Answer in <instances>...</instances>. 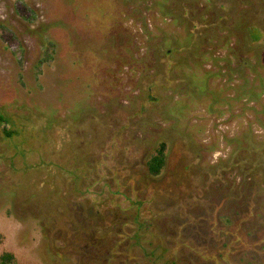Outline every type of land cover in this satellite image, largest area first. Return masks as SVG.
<instances>
[{
    "label": "trees",
    "instance_id": "trees-1",
    "mask_svg": "<svg viewBox=\"0 0 264 264\" xmlns=\"http://www.w3.org/2000/svg\"><path fill=\"white\" fill-rule=\"evenodd\" d=\"M38 1L44 20L26 30L43 50L47 45L59 50L57 103L41 110L33 97L0 100V131L15 149L0 171L6 178L1 186L9 196L17 195L18 179L26 180L25 174L37 188L55 193L58 208L64 207L61 197L87 210L94 209L89 193L109 197L112 203L98 214L102 231L116 223L126 196L133 202L128 208L134 215H127L132 230L118 241L125 239L123 248L142 264H233L239 239L231 240L234 230L220 225L223 202L212 204L211 186H217L216 193L225 189L227 174L235 179L232 190L235 184L243 190L249 181L256 189L263 185L264 134L259 136L255 127L264 129V0ZM126 79L128 89H118ZM39 87L30 86L29 92L37 94ZM67 94L72 101L64 99ZM197 105L216 116L222 111L214 106L240 108L230 115L242 120L240 131L224 145L219 137L206 141L183 122ZM65 140L79 149L63 153ZM224 148L227 156L214 164L205 159ZM172 150L182 152L188 163L177 165L181 156H176L167 172ZM142 161L145 172L139 171ZM86 162L89 172L71 176ZM204 171L203 189L192 203L207 211L200 214L208 223L206 238L230 242L212 252L208 240L187 239L185 229L198 221L186 214L189 195L175 193ZM233 194L228 190V199ZM165 216H177L180 223L170 220L163 231L158 223ZM34 218L41 220L42 214ZM114 236L110 231L105 238ZM12 260L11 253L0 256V264Z\"/></svg>",
    "mask_w": 264,
    "mask_h": 264
},
{
    "label": "rangeland",
    "instance_id": "rangeland-1",
    "mask_svg": "<svg viewBox=\"0 0 264 264\" xmlns=\"http://www.w3.org/2000/svg\"><path fill=\"white\" fill-rule=\"evenodd\" d=\"M40 7L38 0H0V100L30 99L33 97L39 100V107L42 110L50 104L52 107L55 102L57 103L58 90L56 85H58L59 75L57 65V55L59 57V54L57 53L59 50L50 45H47L46 49L43 50L39 46L40 44L27 33L26 28L28 26L33 28L44 20ZM127 81V79L122 81L118 89L127 90L130 84ZM35 85L37 87L43 86L39 87L40 90L39 93L37 91V94L29 92V87H35ZM67 97L71 98L72 101V95L67 94L64 99H67ZM6 103L10 105L9 108L11 109L12 102L7 101ZM224 106H214V109L222 111V116H216L214 111L208 113L201 105H197L192 108L188 118L183 122L189 127L194 126L193 129L198 130V135L206 141L215 142L219 137L221 144L224 145L226 144L224 139L238 134L240 131L239 123L242 121L230 117L231 113L236 114L240 108L234 106L230 110L226 105ZM55 108L60 109L59 106H55ZM14 109L17 111L18 105L15 104ZM22 111L23 113L26 112L23 109ZM258 126L259 124L256 125L255 129L260 136L264 134V129ZM86 139L89 138L86 137ZM12 143L13 141L6 139L0 131V171L3 170L7 157H11L10 153L15 151L13 147H9ZM63 143L62 152L67 155L79 149L76 142L65 140ZM19 146L21 147V145ZM153 147L148 148L146 153L151 152ZM227 153L228 149L224 148L222 153L205 154V159L214 164L219 158L226 157ZM170 154L169 160L171 162L168 163L167 172L173 170L172 164L178 160H175L176 156H181L178 163H176L177 165L188 163V159L184 155L182 156V152L177 153L172 150ZM86 163L79 165L76 170L73 169L71 176L76 173L86 174L89 172L90 163ZM143 164L142 161L141 166ZM132 166L138 169V162H133ZM139 171L145 172V164L143 169L140 167ZM205 175L204 171V174L200 173L189 181L185 180L187 183L175 191L177 195L181 194L182 197L189 195L192 205L190 210H188L190 205H187L188 212L186 214L194 220L196 219L198 226L192 224L188 229H185L184 234L187 239L189 238L200 244H206L208 240L206 238L208 234L205 233L207 232L208 223L200 219L202 216L200 214L207 211L198 210L192 202H198L197 198L205 183ZM24 176L26 180L18 179L20 186L15 192L17 195L10 196L7 194L8 188L3 187L4 185L1 186L6 178L2 179L0 177V256L6 252L11 253L13 260L10 264H142V261L136 259V255L133 257V253L130 250L127 251V247L126 249L123 248L128 244L125 239L118 241L120 237L123 238L125 233L132 230V227L127 225V215H134L130 211L131 208H128L129 204H133L128 197L124 196V200L120 202V205H123L119 208L121 215L116 216V223L106 229L104 228V231H102L103 228L99 226L101 219L98 216L103 212L100 207L105 206L108 202L112 203V199L109 197L98 199L95 195L89 193V199L94 206V209L90 207L89 211L80 207V203L77 204L76 200L70 198L69 201L65 202L66 197H61L64 207L61 205L58 208V203L54 201L57 197L54 196L53 191L43 187L37 188L35 184L31 183L30 179H27L25 174ZM224 178L229 183L219 193L215 192L217 186L212 184L211 189L214 194H211L213 196L211 202L215 205H220L219 203L223 202V206L219 207L218 221L225 229L234 230V232H231V240L239 239L237 240L239 241V248L236 245V249L233 251L234 258H236L233 264H264V179L263 185L258 189L249 181L243 190L238 188L236 184L232 190L234 176L227 174ZM23 183L25 187L21 186ZM76 184L79 186L84 185L80 180H77ZM239 189L242 195L238 193ZM228 190L234 193L232 199H228ZM14 198H16V203H11ZM9 210L11 215H8ZM57 212L61 217L60 223L56 220V217H58ZM37 214H42L41 220L34 218ZM145 215L147 214L145 213ZM176 219L177 216L176 218L165 216L158 224L163 231L169 230L165 226L171 225L170 220L173 221V224L180 223ZM41 222L45 225H42ZM123 222H126V224H122ZM120 227L123 228L120 229ZM210 228L214 229L215 227L211 224ZM110 231L114 232L115 236L105 238ZM214 241L211 238L208 240L209 252H212L213 248L219 247L220 244L221 246L230 244L228 238L221 241L218 239L219 242ZM58 247L68 249V251L62 253L58 250ZM63 255L68 259L62 257ZM193 260V263H196L195 259ZM197 264L207 263L199 261Z\"/></svg>",
    "mask_w": 264,
    "mask_h": 264
}]
</instances>
